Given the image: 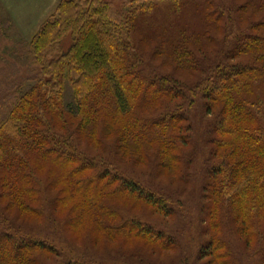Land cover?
<instances>
[{
  "label": "trees",
  "instance_id": "obj_1",
  "mask_svg": "<svg viewBox=\"0 0 264 264\" xmlns=\"http://www.w3.org/2000/svg\"><path fill=\"white\" fill-rule=\"evenodd\" d=\"M168 1L175 2L168 19L155 21L158 31L143 34L139 43L133 29L151 23L147 15L153 1H140L137 9L116 13L102 0H62L58 16L31 39L34 76L27 79L28 86L8 84L0 93V264H58L50 257L57 254L54 245L26 231L45 225L50 215V222L69 237L70 227L91 219L94 227L88 234L96 241L98 232L111 237L135 233L152 248L160 244L170 248L169 239L133 219L130 209L112 208L99 197L126 193L162 216L172 211L167 199L133 179L100 171L97 157L80 147L87 142L98 149H114L123 152L124 159L146 165L155 159L158 169L184 179L189 174L190 160L184 153L190 147L191 125L186 114L171 112V107H178L171 101L183 97V92L161 84L163 75L149 77L147 68L155 62L169 66L171 74L198 68L202 63L198 56L212 54L219 46L218 33L230 28L224 21H231V12L246 24L245 31L237 28L234 44L208 69L216 75L197 85L221 108L210 141L209 161L215 165L208 172L203 210L209 219L206 231L216 232L209 249L223 250L216 264H235L226 238L228 217L245 246L251 238L258 243L259 264H264V116L252 110L254 104L241 100L258 96L257 89L264 87V15L258 17V0H235L232 7L214 0ZM188 13L197 21H187ZM68 88L72 105L66 101ZM260 107L264 109V99ZM57 162L77 165L61 175L60 190L39 172ZM85 170L91 176L79 178ZM65 199L76 201L69 213L60 212ZM105 209L118 220L106 224Z\"/></svg>",
  "mask_w": 264,
  "mask_h": 264
},
{
  "label": "rangeland",
  "instance_id": "obj_2",
  "mask_svg": "<svg viewBox=\"0 0 264 264\" xmlns=\"http://www.w3.org/2000/svg\"><path fill=\"white\" fill-rule=\"evenodd\" d=\"M61 1L0 0V93L7 90L8 84L27 83L25 85L28 86L27 79L34 76L32 69L37 68L29 54L30 41L45 22L52 21L58 16L57 9ZM102 1L110 5L114 12L120 13L137 9L140 6V1L144 0ZM149 1L154 3L153 11H150L147 15V19L151 23L149 25L140 24L139 27L133 29L132 36L136 43L141 42L143 34H152L155 30L158 31V26L154 25L155 21L165 22L169 16L168 11L171 10L169 8L175 7L173 1L147 0V2ZM214 1L219 6L224 5L226 7H232L236 2L235 0ZM155 3H158V7L154 8ZM258 3L257 8L260 9L258 17H260L262 14L264 15V0H258ZM229 14L232 17L231 21L226 19L224 22H229L231 24L230 28L228 27L224 32L220 31L218 33L219 46L214 48L212 54L207 57L198 56L202 62L198 68L192 66L187 71L188 73L176 72L175 74L169 72V66H161L157 62L147 68L149 77L165 75V77H159L161 78V84L164 81V85L174 86L183 92V97L171 101L172 106H178L171 107V112L178 111L181 114H186L187 123L191 125L190 130L187 131L190 147L184 153V159L190 160L187 167L189 174L184 179L170 176L167 174L168 172L165 173L158 169L155 159L152 164L146 165L143 162L135 163V161L124 159L122 157L123 152L118 153L114 149H98L96 146L88 145L87 142H82L80 147V150L86 155L97 157L95 159L98 160L100 171H109L120 177L133 179L147 187L149 191L160 194L167 199L172 211L170 214L162 216L153 213L150 208L145 207L143 204L136 203L126 193L112 194L107 199L104 196L99 197L101 201L112 208L130 209L133 219L138 218L139 221L161 233V238L169 239L170 248L162 247L161 244L152 248L150 242L135 237V233L132 234V237H125L124 234L120 233L111 237L105 231L98 232L99 241H96L88 234L91 228L94 227L91 219H86L73 228L70 227L71 232L73 230L72 238L64 234L59 226L50 222L52 219L50 215V220L45 225L27 227L26 231H28V235L35 236L39 240L49 241L50 244L54 245L57 254L50 256L53 263L216 264L219 262V255L223 253V250H218L216 247L209 249L210 239L216 232L213 230L206 231L209 219L204 215L203 209L207 203L205 187L208 181V172L215 165L214 162L210 163L209 161V159H213L210 156L212 146L210 141L213 138V129L220 117L221 108L217 103L210 102L203 92L200 93L197 90V85L211 81L212 76L216 75L213 70L208 71V69L213 62L221 58L226 48L234 44L233 41L231 43V40L234 39V35H237L235 33L237 28L243 27V31H245L246 24L240 22L237 14L235 12ZM193 17L189 13L185 15L187 21L196 22L197 20H194ZM263 90L264 87L262 86L258 88L256 94L258 96L256 97H248L247 95L241 97L242 101L254 104L252 110L261 117L264 116V109L260 107L264 99L262 98ZM66 101L69 105L74 103L70 88L66 93ZM258 101H261L260 106L257 103ZM179 143L178 145H180ZM74 167H77V165L68 164L64 166L57 162L39 169V172L44 178H52L55 190H60L64 184V181L60 178L61 175L67 169ZM91 174V171L85 170L78 177L85 179L90 177ZM118 185L112 186V188L116 189ZM94 188L92 186L91 190ZM78 197H76L77 201ZM75 202L65 199L59 204L60 212L69 213ZM135 205H137V208H133ZM104 213L107 214L106 219L103 218L106 224H109V221L112 222L113 219L114 221L118 220V215L115 216V213L108 212L106 209ZM61 217L65 218L64 215H61ZM227 226L226 238L229 243L228 246L232 250L235 264H259L261 256L259 252H256L258 243L251 238L249 246H245L242 238L236 233L235 225L230 217L227 219ZM82 240L86 241L82 243ZM205 251H208V253ZM41 255L45 256V254Z\"/></svg>",
  "mask_w": 264,
  "mask_h": 264
}]
</instances>
